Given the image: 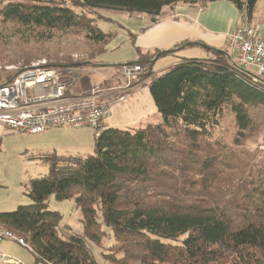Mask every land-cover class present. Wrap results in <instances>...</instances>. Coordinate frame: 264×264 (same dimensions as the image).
I'll use <instances>...</instances> for the list:
<instances>
[{
    "label": "trees",
    "instance_id": "obj_1",
    "mask_svg": "<svg viewBox=\"0 0 264 264\" xmlns=\"http://www.w3.org/2000/svg\"><path fill=\"white\" fill-rule=\"evenodd\" d=\"M218 1L233 3L248 20L258 2L199 0L202 5ZM196 2L13 0L0 9V18L49 38L54 33L84 36L101 46L99 54L110 35L67 4L154 20L165 7ZM140 60L143 80L151 75V64ZM149 89L162 123L132 131L106 128L95 140L94 155L85 158L45 156L48 173L29 182L32 204L0 213V226L28 242L35 264H99L87 243H102L103 226L115 238L113 251L121 257L112 259L119 264H264V170L255 175L241 161L234 163V152L222 154L214 150L218 144L204 142L228 106L238 129L247 131L248 109L264 106V89L217 52L208 59L183 60L152 77ZM229 170L237 173L228 176ZM51 196L75 201L83 236H59L63 217L49 210Z\"/></svg>",
    "mask_w": 264,
    "mask_h": 264
},
{
    "label": "rangeland",
    "instance_id": "obj_2",
    "mask_svg": "<svg viewBox=\"0 0 264 264\" xmlns=\"http://www.w3.org/2000/svg\"><path fill=\"white\" fill-rule=\"evenodd\" d=\"M10 1L13 0H0V9ZM67 5L77 13H86L103 33L110 35L107 43L102 46L101 53L97 54L101 46L88 41L84 36L54 33L52 38H49L48 35L42 36L36 30L22 28L10 22L2 23L0 18V70L6 72L10 69L9 72L17 73L24 67L37 63L46 65H67L69 63L72 65L91 62L93 66H84L76 70L78 77L81 74V86H86L83 83L102 85V88H98L99 90L110 89V85L119 86L123 79L120 67L136 62L139 49L142 51L141 48L145 46L144 41L147 36H143L142 33L144 31L147 33L146 20L142 19L141 14L108 10L89 11L73 7L71 4ZM254 15L258 20L259 18L264 19V0H258ZM131 35L135 36V40ZM195 54L194 50L186 49L185 52L181 51V54L176 55L182 58H193ZM197 54H200V50H197ZM96 55L100 65L110 66L111 69L117 71L113 79L108 78L109 72L102 73L105 71L104 68L96 72L94 68L96 67ZM169 57L160 58L155 62V73L166 64V61L178 60V58L169 59ZM249 74L256 76L254 69H250ZM246 77L247 80L250 78ZM123 81L125 82L124 79ZM249 82L251 83V78ZM253 86H260V88L257 87L260 90L264 89L263 83ZM113 90H110L108 95L112 96L115 93V97L107 95V101H113L127 91L126 86L124 91ZM72 93L77 94L75 87ZM100 98L104 99L103 96ZM248 111L252 123L247 131L241 132L230 106L224 108L219 124L210 130V135L205 138L204 142L212 147L213 144H218L213 149L222 154L234 152V163L241 161L247 171H252L257 175V171L264 170V154L260 150L264 138V106L252 107ZM157 115L161 120L152 95L145 87L132 95L129 92V99L112 106L109 115L104 120L109 128L132 131L145 128L150 124L162 123V121L156 123L153 119ZM104 120L103 126H105ZM96 139L95 130L91 127H63L51 129L42 134H29L9 130L0 124V213H10L19 206L32 204L28 197L29 182L48 173V166L43 159L45 156L58 153L63 156L85 158L94 155ZM47 148L51 149L44 153ZM236 173L229 170L226 175L235 176ZM236 179H238L237 176ZM46 203L49 210L57 211L63 217L57 229L60 237L83 236L82 214L74 200L59 202L51 196ZM97 213L101 221L100 211L98 210ZM102 229L106 232L102 243L94 245L88 242V250L99 264H119L112 259L113 255H116V259L121 257L113 251L116 245L115 238L109 228L103 226ZM182 239L184 238H181L179 242ZM26 244L27 246L24 247L13 241H3L0 244V257L5 255L9 259L18 261L19 264H35V256L28 242ZM0 264L9 263H5L0 258Z\"/></svg>",
    "mask_w": 264,
    "mask_h": 264
},
{
    "label": "built area",
    "instance_id": "obj_3",
    "mask_svg": "<svg viewBox=\"0 0 264 264\" xmlns=\"http://www.w3.org/2000/svg\"><path fill=\"white\" fill-rule=\"evenodd\" d=\"M246 22L233 29L227 36V46L232 67L253 79L251 84L264 81V32ZM254 69L255 74H249ZM0 70V124L7 129L29 134H42L51 129L63 127H91L99 138L107 128L103 120L111 107L129 98V92L109 103H99L107 89H93L90 94H73L78 82L76 69L71 67H50L46 64L26 66L17 73ZM141 65L127 64L120 67V74L127 82L126 89L139 79ZM259 87L260 86H256ZM111 91H114L113 89ZM109 97H115L114 94ZM264 154V138L260 145ZM13 241L26 247V241L16 232L0 226V244ZM5 263L19 264L5 255Z\"/></svg>",
    "mask_w": 264,
    "mask_h": 264
},
{
    "label": "crops",
    "instance_id": "obj_4",
    "mask_svg": "<svg viewBox=\"0 0 264 264\" xmlns=\"http://www.w3.org/2000/svg\"><path fill=\"white\" fill-rule=\"evenodd\" d=\"M196 1L197 2L194 4L179 3L174 6L165 7L160 16L156 17L154 20L147 15L141 14L142 19L147 22V33L144 31L142 35L147 36V38L144 41V48H141L142 51L139 49V55L134 63L140 62V59L143 58V63L151 64V75L143 80H140L139 78L137 81H134L130 85L129 89H127L131 95L142 88L146 87L149 89V81L152 77L159 76L185 59H208L213 57L216 52L229 56L227 36L233 29L246 22V20H244L245 16L233 3L228 1H218L206 5H202L199 0ZM249 24L254 27L262 28L261 31L264 32L263 18H259L258 20L254 15L252 19L249 20ZM131 37L135 40L134 35H131ZM186 49L194 50L196 53L195 56L193 58H182L179 57V55H176L181 54V51L185 52ZM197 50H200V54H197ZM153 53L159 54L154 56L151 60L144 59L147 54ZM168 56H170L169 59L178 58V60L166 61V64L155 73V62L160 58ZM97 59L96 67H94L96 68V72L100 68H104L105 71H102V73L109 72L108 78L113 79L117 71L111 69L110 66L100 65ZM134 63L130 62V64ZM80 77L81 74H79L78 83L75 86L77 94H90L95 86L96 89L102 86H98L93 83H83L86 86H81ZM126 84L127 82H124L122 79L119 86L110 85L109 90L116 89V91H122L125 89ZM103 90L106 91L105 89ZM108 94L110 93L103 94L102 96L104 99H99V103H109V101L106 100L108 98ZM153 119H155L156 123H160V121H162V118L160 120L159 115H157V117L155 116ZM104 125L109 128L105 120ZM50 149L51 148H47L44 153H47Z\"/></svg>",
    "mask_w": 264,
    "mask_h": 264
},
{
    "label": "water",
    "instance_id": "obj_5",
    "mask_svg": "<svg viewBox=\"0 0 264 264\" xmlns=\"http://www.w3.org/2000/svg\"><path fill=\"white\" fill-rule=\"evenodd\" d=\"M94 64L91 62H85V63H78V64H73L70 65L71 68L77 69V68H82L84 66H93Z\"/></svg>",
    "mask_w": 264,
    "mask_h": 264
},
{
    "label": "bare ground",
    "instance_id": "obj_6",
    "mask_svg": "<svg viewBox=\"0 0 264 264\" xmlns=\"http://www.w3.org/2000/svg\"><path fill=\"white\" fill-rule=\"evenodd\" d=\"M245 20V19H244ZM250 79V78H249ZM251 81H252V78H251ZM263 87V86H262Z\"/></svg>",
    "mask_w": 264,
    "mask_h": 264
}]
</instances>
